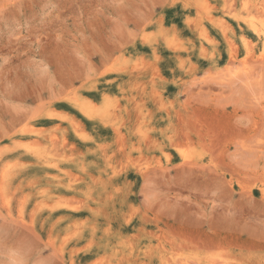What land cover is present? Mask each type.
I'll return each mask as SVG.
<instances>
[{"label": "rangeland", "instance_id": "rangeland-1", "mask_svg": "<svg viewBox=\"0 0 264 264\" xmlns=\"http://www.w3.org/2000/svg\"><path fill=\"white\" fill-rule=\"evenodd\" d=\"M0 264H264V0H0Z\"/></svg>", "mask_w": 264, "mask_h": 264}, {"label": "bare ground", "instance_id": "bare-ground-1", "mask_svg": "<svg viewBox=\"0 0 264 264\" xmlns=\"http://www.w3.org/2000/svg\"><path fill=\"white\" fill-rule=\"evenodd\" d=\"M247 78V77H246ZM248 79V78H247Z\"/></svg>", "mask_w": 264, "mask_h": 264}]
</instances>
